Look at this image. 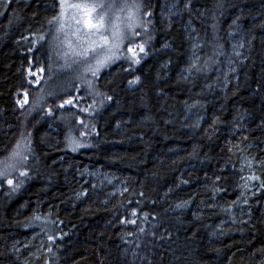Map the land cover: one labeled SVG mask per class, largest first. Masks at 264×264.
I'll use <instances>...</instances> for the list:
<instances>
[{
    "label": "trees",
    "instance_id": "trees-1",
    "mask_svg": "<svg viewBox=\"0 0 264 264\" xmlns=\"http://www.w3.org/2000/svg\"><path fill=\"white\" fill-rule=\"evenodd\" d=\"M135 2L147 55L82 85L59 0H0V264H264V0Z\"/></svg>",
    "mask_w": 264,
    "mask_h": 264
},
{
    "label": "snow or ice",
    "instance_id": "snow-or-ice-1",
    "mask_svg": "<svg viewBox=\"0 0 264 264\" xmlns=\"http://www.w3.org/2000/svg\"><path fill=\"white\" fill-rule=\"evenodd\" d=\"M60 14L53 17L52 21L49 23L56 24V32L63 33L64 40L62 43L66 46V51L63 52L61 58L64 59L65 63L62 67H70L68 63V58L72 57V63L78 64L80 62L88 63V71L96 76L101 68L107 66L108 64L120 59V54L122 52L131 53L130 56H125L132 64L138 65L141 62L140 53L145 52V43H136V37L140 36V32L137 28H143L144 23L139 17V13L142 4L136 3H123L119 6V12H124L127 9V14L121 19V16L117 11V4L115 0L111 3H105L104 0H81L80 3H69V0H60L59 3ZM74 9L72 16L69 18L66 14V9ZM111 13V15H110ZM145 15L150 16V12H146ZM69 19L72 23H69ZM76 27L72 29V25ZM147 32V29H144ZM70 37H74L75 43ZM59 37H57L58 39ZM39 39L43 40L44 37L41 36ZM151 40V36H148ZM129 43V46L125 49V42ZM167 47V45H165ZM31 50V49H30ZM60 55V53H57ZM89 58L94 61V63H89ZM195 67V65H193ZM40 71H43L41 69ZM130 86H134L140 83V77L137 76L135 79L128 82ZM111 100L112 97H107ZM28 103V93L25 91L23 93V99L18 100L17 104L23 107L24 104ZM64 104H73V99H66ZM64 104L59 105V107H64ZM51 110H49V113ZM84 133H81L83 135ZM75 145L73 151L77 150V147H84L86 145L78 144L74 139L71 141ZM21 148V143L18 142L15 151H13L11 159L16 160L19 158L20 161H26L28 159L27 155H24L19 149ZM25 150L28 149L27 143L24 144ZM15 167L14 164H9L6 168L0 170V177H6L8 168ZM21 176H26V172H21ZM243 178V177H242ZM250 180H259L257 176H251ZM7 184L11 185L13 181L7 179ZM246 188L247 184L242 185ZM260 187L264 188V181L260 182ZM140 195H143L141 193ZM180 207V205H177ZM132 216H136L137 212L135 210L131 213ZM147 214H144V219L147 220ZM39 219V217H37ZM129 223L135 224L136 221L130 220ZM141 232L144 231L143 228L140 229ZM154 235V233H153ZM51 239V237H49ZM51 251V249H49Z\"/></svg>",
    "mask_w": 264,
    "mask_h": 264
},
{
    "label": "rangeland",
    "instance_id": "rangeland-1",
    "mask_svg": "<svg viewBox=\"0 0 264 264\" xmlns=\"http://www.w3.org/2000/svg\"><path fill=\"white\" fill-rule=\"evenodd\" d=\"M81 0H69V3H80ZM104 2L107 3H111L113 2V0H104ZM60 3V0H59ZM115 3L117 4V9H115L114 11H117L119 13V15L121 16V19L123 20V18L126 16L127 14V9H125L124 12H119V6L122 5L123 3H128L126 2V0H115ZM57 11H58V15L60 14V7H57ZM75 10L74 9H66V14L67 16L70 18L73 14ZM111 15V13H110ZM69 23H72L71 20L69 19L68 21ZM55 26V31H54V35L52 36V49L56 50L57 53H60V56H62L63 52L66 51V46L62 43V41L64 40V35L63 33H57L56 32V24L54 23ZM76 26L73 24L72 25V29L73 30ZM57 37H59L57 39ZM73 40V43H75V39L74 37H70ZM124 48L126 49L125 45ZM126 52V51H125ZM130 56V53H125L122 52L120 54V59L124 56ZM59 56V57H60ZM54 62H57V58L55 56H53ZM72 57L68 58V63L70 65V67H62L65 63L64 59H62V63L59 66L58 70L60 71H68V75H70L69 71L72 70L73 74L71 77V81L72 82H81L82 85H85L86 82L91 81L94 77H98L101 73L104 72V70L108 69L109 67H111L115 62H117L119 59L115 60L114 62L108 64L107 66L103 67L100 69V71L97 73L96 76H93L92 73L90 71H88V63H84V62H80L78 64H73L72 63ZM89 63H94V61H92L89 58ZM229 65V64H228ZM231 67V66H230ZM74 68V69H73ZM69 77V78H70ZM62 80V78H61ZM90 84H87V86H89ZM92 86V85H91ZM97 99H99L98 94L94 95ZM72 141V139L70 140V142ZM80 148V147H77ZM13 163V162H11ZM15 167H13L14 169ZM86 175H83L82 178H87L90 181L93 182V185L97 188V189H101V190H106L108 191L111 195H115V194H120L123 193L126 189L123 185L122 182H118L117 179L111 175L108 174H104L100 171H89L87 170L85 172ZM90 181L88 183H90ZM86 184V183H85ZM84 196V195H82ZM39 242L42 243V238L41 236L39 237ZM43 249V247L41 248V250Z\"/></svg>",
    "mask_w": 264,
    "mask_h": 264
}]
</instances>
